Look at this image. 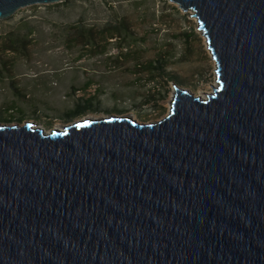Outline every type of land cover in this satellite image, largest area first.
Here are the masks:
<instances>
[{"label": "water", "instance_id": "obj_1", "mask_svg": "<svg viewBox=\"0 0 264 264\" xmlns=\"http://www.w3.org/2000/svg\"><path fill=\"white\" fill-rule=\"evenodd\" d=\"M0 0V20L32 5ZM215 62L153 122L0 123V264H264V0H167Z\"/></svg>", "mask_w": 264, "mask_h": 264}, {"label": "rangeland", "instance_id": "obj_2", "mask_svg": "<svg viewBox=\"0 0 264 264\" xmlns=\"http://www.w3.org/2000/svg\"><path fill=\"white\" fill-rule=\"evenodd\" d=\"M115 16L127 19L136 43L120 49L118 38L104 41L98 34L92 47L78 37L77 24L100 32ZM29 32L25 49H4L7 38ZM205 42L197 19L167 0H64L22 8L0 20V123L34 121L49 132L109 115L158 121L168 114L174 84L203 98L217 85ZM158 55L165 75L148 69ZM87 101L93 110L74 108ZM68 110L75 115H63Z\"/></svg>", "mask_w": 264, "mask_h": 264}, {"label": "trees", "instance_id": "obj_3", "mask_svg": "<svg viewBox=\"0 0 264 264\" xmlns=\"http://www.w3.org/2000/svg\"><path fill=\"white\" fill-rule=\"evenodd\" d=\"M111 11L113 10L110 8ZM83 23H79L76 25V30L78 33V37L83 39L86 44L92 45V47H95L97 36L102 35V40L107 41L108 39H119V42L117 43V47H120V49H123L125 45H128L129 43H136L137 41L134 40V31L132 29V26L127 21L125 17H114L110 23L106 24L103 29L100 32H94L92 28L83 29ZM32 32H29V34L24 36H11V38H7L5 40L6 47L4 49L6 50H12V51H19L25 49L26 45H28V36L31 35ZM77 37V36H76ZM123 47V48H122ZM161 55H158L153 62H150L148 65V69H151L152 72H158V75H165L164 72V66L166 65L164 61L161 60ZM171 78V77H170ZM90 84L86 83L85 87H88ZM16 90V89H15ZM17 92V90L15 91ZM149 99H146L144 103H149ZM134 106H139L135 102L132 103ZM76 110H81L82 112H86L89 110H93L92 103L87 101L86 103L79 104L77 103L74 107ZM72 110L66 111L63 115L66 117H70L75 115L74 113H71ZM117 113H123L124 110H115ZM32 116V115H31ZM34 116V115H33ZM9 121V120H8Z\"/></svg>", "mask_w": 264, "mask_h": 264}, {"label": "bare ground", "instance_id": "obj_4", "mask_svg": "<svg viewBox=\"0 0 264 264\" xmlns=\"http://www.w3.org/2000/svg\"><path fill=\"white\" fill-rule=\"evenodd\" d=\"M205 43H206V42H205ZM213 86H214V84H211V87H213ZM170 102H171V100L169 101V105H170ZM87 119H89V118L81 119L79 122H82V121L87 120Z\"/></svg>", "mask_w": 264, "mask_h": 264}]
</instances>
